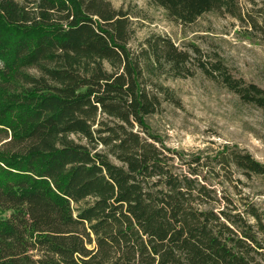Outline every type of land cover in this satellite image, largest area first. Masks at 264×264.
Segmentation results:
<instances>
[{"label":"trees","instance_id":"1","mask_svg":"<svg viewBox=\"0 0 264 264\" xmlns=\"http://www.w3.org/2000/svg\"><path fill=\"white\" fill-rule=\"evenodd\" d=\"M180 25L208 12L264 33V1L150 0ZM108 0H0V264H264V210L244 192L264 165L223 146L185 156L152 133L151 74L200 49L159 34L135 48ZM199 68L264 109L220 58Z\"/></svg>","mask_w":264,"mask_h":264},{"label":"rangeland","instance_id":"2","mask_svg":"<svg viewBox=\"0 0 264 264\" xmlns=\"http://www.w3.org/2000/svg\"><path fill=\"white\" fill-rule=\"evenodd\" d=\"M113 7L126 10L132 20L135 48L145 37L159 34L170 38L178 47L196 45L201 56L187 65L183 76L156 70L148 87L155 91L161 84L179 100L171 102L162 93L161 105L147 122L152 133L164 144L188 156H211L223 146L248 151L264 165V109L241 101L222 83L208 77L199 68L200 60L220 58L229 72L245 82L264 89V33L247 30L228 15L208 12L193 23L180 25L167 18L165 11L150 0H108ZM263 4L264 0H256ZM264 5V4H263ZM244 192L264 210V175L244 180Z\"/></svg>","mask_w":264,"mask_h":264}]
</instances>
